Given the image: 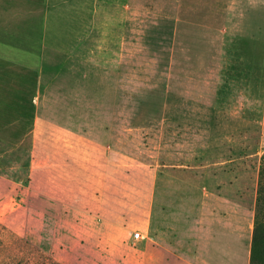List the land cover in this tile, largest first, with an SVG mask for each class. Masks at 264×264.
Segmentation results:
<instances>
[{"label": "rangeland", "instance_id": "obj_1", "mask_svg": "<svg viewBox=\"0 0 264 264\" xmlns=\"http://www.w3.org/2000/svg\"><path fill=\"white\" fill-rule=\"evenodd\" d=\"M68 1L0 0V264H157L159 223L253 227L264 0Z\"/></svg>", "mask_w": 264, "mask_h": 264}, {"label": "crops", "instance_id": "obj_2", "mask_svg": "<svg viewBox=\"0 0 264 264\" xmlns=\"http://www.w3.org/2000/svg\"><path fill=\"white\" fill-rule=\"evenodd\" d=\"M77 1L78 4L83 1L82 6L85 7L89 4L84 3L85 0H69L68 4L72 5L73 2L75 5ZM91 25L96 27L94 21ZM87 39L86 45L77 47L79 53L87 52V47L91 43L90 37ZM221 218H224V215H221ZM252 228L235 221H219L216 225L194 224L185 230L189 231L184 234L186 237H182L184 235L178 233L181 230L166 223H159L154 234L152 236L148 234L145 243L148 250L145 254L149 258L156 256L157 264H250ZM178 245L189 248L179 254L178 250L172 248Z\"/></svg>", "mask_w": 264, "mask_h": 264}, {"label": "trees", "instance_id": "obj_3", "mask_svg": "<svg viewBox=\"0 0 264 264\" xmlns=\"http://www.w3.org/2000/svg\"><path fill=\"white\" fill-rule=\"evenodd\" d=\"M261 168L259 170V180L256 196V212L251 236V246H256L258 242L264 243V153L262 156ZM250 264H253V255L250 258ZM264 264V263H262Z\"/></svg>", "mask_w": 264, "mask_h": 264}, {"label": "built area", "instance_id": "obj_4", "mask_svg": "<svg viewBox=\"0 0 264 264\" xmlns=\"http://www.w3.org/2000/svg\"><path fill=\"white\" fill-rule=\"evenodd\" d=\"M133 238H134V239H140V238H142V234H141L140 232H135V233L133 234Z\"/></svg>", "mask_w": 264, "mask_h": 264}]
</instances>
